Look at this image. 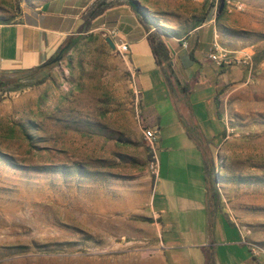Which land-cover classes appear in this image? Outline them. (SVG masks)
Returning <instances> with one entry per match:
<instances>
[{
    "label": "rangeland",
    "instance_id": "374dc122",
    "mask_svg": "<svg viewBox=\"0 0 264 264\" xmlns=\"http://www.w3.org/2000/svg\"><path fill=\"white\" fill-rule=\"evenodd\" d=\"M43 1L0 0V21ZM141 1L178 40L200 18L214 24L215 37L193 36L185 52L205 57L215 41L250 55L216 64L205 83L185 79L203 124L217 95L220 207L264 264V57L252 60L264 0H223L218 17L221 0ZM51 64L0 89V264H167L148 216L154 177L132 73L99 30Z\"/></svg>",
    "mask_w": 264,
    "mask_h": 264
},
{
    "label": "crops",
    "instance_id": "0c3cea01",
    "mask_svg": "<svg viewBox=\"0 0 264 264\" xmlns=\"http://www.w3.org/2000/svg\"><path fill=\"white\" fill-rule=\"evenodd\" d=\"M93 1L44 0L14 19L0 21V75H18L50 60L66 42L97 30L102 22L115 26L118 37L129 44L122 59L139 95L141 122L157 132L158 173L148 216L166 263L205 264L209 253L215 264H257L231 217L220 205L217 210L209 205L205 159L217 147L222 131L214 122L222 118L215 95L207 98V122H200L195 104L188 97L189 82L185 78L205 83L208 74H218L216 63L207 55L198 58L185 52L178 37L172 36V71L165 69V61H156L147 37L152 27L145 28L137 14L117 1L91 28L79 32L78 26ZM211 32L213 37L217 35L214 24L210 20L202 22L188 31L187 43L193 36L207 42Z\"/></svg>",
    "mask_w": 264,
    "mask_h": 264
},
{
    "label": "trees",
    "instance_id": "16d2710c",
    "mask_svg": "<svg viewBox=\"0 0 264 264\" xmlns=\"http://www.w3.org/2000/svg\"><path fill=\"white\" fill-rule=\"evenodd\" d=\"M118 3H124L128 6V8L135 13L130 5L128 4L127 0H114V1H107V0H97L95 3H92L86 14L84 15L83 22L78 26L79 32H84L91 28V25L96 22V19L104 13L114 2ZM225 4V3H224ZM219 5L218 4V11L216 12L217 17L221 15L222 11H219ZM151 14V13H150ZM139 20L142 22L145 28L152 27V30L148 32V39L151 45L152 52L156 58V61L161 63L162 61H165V69H168L169 71H172V60H171V48H170V38L178 37V31L174 29L173 27H169L166 25H162L157 23L156 18L153 17V15H150V18L148 19H142L139 15H137ZM203 19H199V21H202ZM5 21V20H3ZM196 24H200L199 22ZM194 25V26H196ZM80 38V35L75 37L71 42L69 43V47L74 45ZM179 43L180 40H178ZM66 48L62 55L67 51ZM264 57V49L260 53H255L252 55L253 62H258ZM51 62L49 60L43 62L42 64L28 70V71H22L18 75H0V89L4 90H12L15 88L14 85H12L13 82H16L17 80L21 78H30L32 75H34L37 71L48 69L52 66ZM217 98V96H215ZM221 134H224V131L221 132ZM149 157V153H148ZM206 163V182H207V190H208V197H209V205L212 209L217 210L220 205V195L218 193V190L215 186L216 183V177L213 173L214 170V158L211 155L207 159H205ZM150 221L151 218H149ZM205 264H215L214 256L212 254L207 253L206 255V261Z\"/></svg>",
    "mask_w": 264,
    "mask_h": 264
},
{
    "label": "built area",
    "instance_id": "2783aa9c",
    "mask_svg": "<svg viewBox=\"0 0 264 264\" xmlns=\"http://www.w3.org/2000/svg\"><path fill=\"white\" fill-rule=\"evenodd\" d=\"M241 5H239L240 7ZM97 30L105 32L106 35L112 38L114 47L112 48L118 55L124 56L129 50V44L127 41L122 40L118 37V29L115 26L107 25L105 22L100 23L97 27ZM181 46L187 47V41H180ZM207 57L214 61L217 65H223L230 63L232 60L242 62L250 58L249 54L241 56H236L231 54L230 51L226 50L224 47L216 45V42H213L212 47H210ZM142 135L148 144V153H149V170H152V176L157 177L158 173V160L155 149V142L157 139V132L153 128L143 127Z\"/></svg>",
    "mask_w": 264,
    "mask_h": 264
},
{
    "label": "water",
    "instance_id": "95a60500",
    "mask_svg": "<svg viewBox=\"0 0 264 264\" xmlns=\"http://www.w3.org/2000/svg\"><path fill=\"white\" fill-rule=\"evenodd\" d=\"M128 4L132 8V10L135 12V14L142 17V19H148L150 18V13L148 12L146 6H144L139 0H127ZM224 4V1L221 0L219 5V11L222 9ZM102 34L105 36V40L108 42L111 48L114 47V43L111 37L106 35L105 32H102ZM69 46V42H66L63 46L60 47L58 52L49 60V62H54L60 60L63 51Z\"/></svg>",
    "mask_w": 264,
    "mask_h": 264
},
{
    "label": "bare ground",
    "instance_id": "6f19581e",
    "mask_svg": "<svg viewBox=\"0 0 264 264\" xmlns=\"http://www.w3.org/2000/svg\"><path fill=\"white\" fill-rule=\"evenodd\" d=\"M180 41H187V40H186V39H184V38H181V39H180Z\"/></svg>",
    "mask_w": 264,
    "mask_h": 264
}]
</instances>
